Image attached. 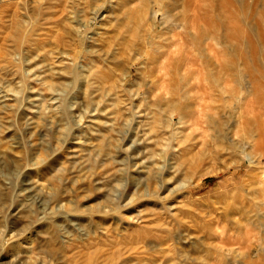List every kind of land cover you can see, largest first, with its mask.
I'll list each match as a JSON object with an SVG mask.
<instances>
[{
	"label": "rangeland",
	"instance_id": "rangeland-1",
	"mask_svg": "<svg viewBox=\"0 0 264 264\" xmlns=\"http://www.w3.org/2000/svg\"><path fill=\"white\" fill-rule=\"evenodd\" d=\"M263 134L264 0H0V264H264Z\"/></svg>",
	"mask_w": 264,
	"mask_h": 264
},
{
	"label": "bare ground",
	"instance_id": "bare-ground-1",
	"mask_svg": "<svg viewBox=\"0 0 264 264\" xmlns=\"http://www.w3.org/2000/svg\"><path fill=\"white\" fill-rule=\"evenodd\" d=\"M101 4V3H99ZM102 6L101 5H97L95 8H94V13L97 15V14H100L102 12ZM196 80L194 82V85L198 88V90H201L202 93H200V96L202 98H205L207 96V92L209 91V83H208V80L207 77L201 75V74H198L197 76H195ZM200 92V91H199ZM208 98V97H207ZM200 102H198V105H201L199 104ZM248 104H251V102H248ZM200 108V107H199ZM204 110L203 108L201 107L200 110L198 111L199 114L203 113ZM257 115V114H256ZM264 135V134H263ZM262 146V143L260 144ZM21 239V238H20ZM21 248L19 249L20 251H22L23 253L25 254H20V251L18 250L15 251V253L13 254V258H15V260H19V264H46L45 262H42L40 260V258L38 257L39 255H36L37 253L35 252V249H34V245H33V241L31 239V234L30 233H27L24 235L22 241H21ZM1 247V246H0ZM4 250L3 247L0 248V256H2V251ZM11 250V249H10ZM14 252V251H13ZM9 253V252H8ZM7 254V253H6ZM5 254V255H6ZM10 257V256H9ZM13 258H11L10 260H12ZM13 262V261H12ZM18 263V262H16Z\"/></svg>",
	"mask_w": 264,
	"mask_h": 264
}]
</instances>
